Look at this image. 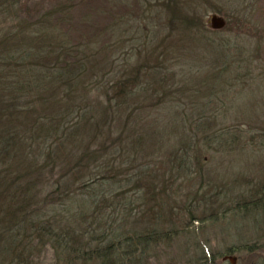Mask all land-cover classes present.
Wrapping results in <instances>:
<instances>
[{
  "label": "trees",
  "instance_id": "1",
  "mask_svg": "<svg viewBox=\"0 0 264 264\" xmlns=\"http://www.w3.org/2000/svg\"><path fill=\"white\" fill-rule=\"evenodd\" d=\"M29 1L0 0V264H40L46 246L53 250L51 264H160L165 258L172 264L183 258L172 246L187 229L209 239L231 224L240 235L244 224H254L252 215H259L263 224L252 228V244L245 238L230 249L213 250L211 257L201 239L190 252L182 248L183 261L191 264L206 257L253 258L259 239L264 241L263 185L246 175L228 181L204 171L214 154L252 156L264 148V122L255 125L252 114L229 125L215 119L214 107L233 88L227 65L237 60L212 45L213 69L201 75L202 86L181 92L187 97L184 109L192 97L201 104L196 117L174 120L181 142L166 153L151 147V164L132 166L129 155L145 156L152 130L143 137L133 133L131 115L121 116V126L117 118L121 108L131 110L135 94L170 95L161 91V82L147 79L150 53L140 54L135 45L146 33L149 39L155 35L152 18L162 17L167 28L198 44L204 38L199 11L224 8L203 0H146V23L132 27L129 47V37L120 53L113 42L97 66H87L84 45L69 44L56 32L74 8L71 2L28 9ZM144 77L146 89L136 92ZM208 111L214 117L205 116ZM194 209L203 211L202 218Z\"/></svg>",
  "mask_w": 264,
  "mask_h": 264
},
{
  "label": "rangeland",
  "instance_id": "2",
  "mask_svg": "<svg viewBox=\"0 0 264 264\" xmlns=\"http://www.w3.org/2000/svg\"><path fill=\"white\" fill-rule=\"evenodd\" d=\"M55 1L30 0L27 3V8L32 9L35 3L44 2L47 6L49 2L53 3ZM67 1L71 2L74 8L66 16V22L58 27L56 32H59L60 35L69 40V44L78 43L79 46L84 45L82 48H85L84 52L87 53V66H97L109 51L107 45L113 42L117 47V53H120L121 50H125L124 45L129 37L126 48L129 47V41L133 36L130 30L133 29L132 27L135 28L138 22L146 23V19L143 16L149 12L145 6L146 0ZM148 1L152 2V0ZM201 4L218 6L224 8V11L216 12L211 9L209 11L203 9L199 11L197 18L200 19L204 38L199 39L198 44L196 42H187L185 37H181L177 29L167 28L165 19L156 16L151 21V27H156L155 35L152 39H149L146 33L145 39L139 45L135 43L140 54L150 53L149 64L152 70L147 71L146 75L151 74V76H147V79L151 80V82L153 80L161 82V91L170 95L158 97L146 95L141 97L140 94H135L129 101L130 111H124L122 108L117 111L118 122L120 121V124L118 123L119 126L123 125L121 116L129 114L131 115L133 133L148 137L149 130L151 129L153 132L152 138H148L152 141L146 146L145 156L138 154L136 156L129 155L130 157L133 156L134 162H132V166L138 163L151 164V159L153 158L151 156V147L154 150L164 148L163 151L166 153L169 148L174 147L173 143L181 142L180 125L174 120L187 119V115L196 117L197 110L201 106L199 101L193 102L194 98L192 97V102L186 105L184 109L187 97L181 92L185 89L202 86L199 84L203 78L201 75L205 72H211L210 69H213V59H215L213 52L215 50L212 45H220L221 50H224L230 61L237 60L227 65L228 71L226 74H230L229 80H232L233 88L223 96V98H227L225 103H220L214 107L219 110L218 117L215 119L221 124L229 125L234 123L235 119H238V122L241 121L242 116L245 113H249L252 116L248 118L255 117V120H253L255 125H260L264 122V0H203ZM243 10L245 11L242 12ZM212 14L222 15L226 18L227 27L224 25L225 27L220 29H212L210 26V16ZM229 14L230 17L228 16ZM233 15L238 17V19ZM142 28H144L143 25ZM131 42H134V40H131ZM134 63L133 65H137L140 60L134 61ZM219 67L220 63H217L215 65L216 70ZM147 79L144 77L136 86V92H142L146 89L145 86L148 85ZM190 94L193 96V91ZM222 107L225 109H222ZM213 112L208 111L204 115L214 117L215 114ZM262 125L264 127V123ZM174 129L176 131L170 136L172 139L166 143V140L169 139L167 134ZM126 130L130 131L129 129ZM125 131L123 129V132L127 134ZM193 132H196L195 129ZM258 152L252 156H248L251 153L240 155V151L214 154L204 171L212 173V178L219 177L228 181L231 178L234 179L236 174H240V176L246 175L252 179L251 181L259 180V185H263L264 191V148L260 147ZM159 156L160 154L157 155V158ZM194 212L198 214L199 219L202 218L203 211H195L194 209ZM252 218H254V224L250 225V222L247 221L248 224H244L241 231H239L240 235L237 233L235 226L227 224L223 225V231L216 233V235L210 234L209 239H206L204 235L198 238L193 227V229H187L186 233L179 235V239L176 240L172 247L175 250L178 249L177 251L179 252H183V249L190 252L192 250V242L197 244L201 239L208 247L206 255L211 257L213 250L221 252L225 248L230 249L231 247L227 246L238 244V241L241 242L245 238L246 243L252 244L249 241L252 237L251 231L254 230L252 228L263 224V218L259 215L257 217L252 215ZM193 224V226H197L196 221ZM242 236L244 237L241 240L240 237ZM259 242L261 248L256 254L252 255L253 258L243 259L238 256L235 264H248L251 259L264 261V241L259 239ZM201 247V245L198 247L200 257L202 255ZM182 252L183 258L177 259L172 264H191L183 261L187 258L184 257ZM208 257L197 264H228L227 259L215 258L208 261ZM53 259V250L46 246L39 256L40 264H51ZM160 264H168V259H163Z\"/></svg>",
  "mask_w": 264,
  "mask_h": 264
},
{
  "label": "water",
  "instance_id": "3",
  "mask_svg": "<svg viewBox=\"0 0 264 264\" xmlns=\"http://www.w3.org/2000/svg\"><path fill=\"white\" fill-rule=\"evenodd\" d=\"M225 25V20L222 16L212 14L210 16V26L212 29H220L224 27ZM228 260L231 264H235L236 262V257L234 256H224L223 260Z\"/></svg>",
  "mask_w": 264,
  "mask_h": 264
}]
</instances>
